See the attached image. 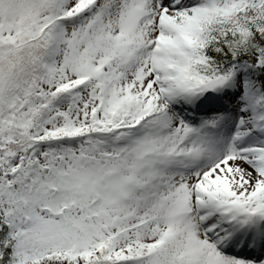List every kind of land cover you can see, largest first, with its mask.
I'll list each match as a JSON object with an SVG mask.
<instances>
[{
    "label": "snow or ice",
    "instance_id": "1",
    "mask_svg": "<svg viewBox=\"0 0 264 264\" xmlns=\"http://www.w3.org/2000/svg\"><path fill=\"white\" fill-rule=\"evenodd\" d=\"M0 264H264V0H0Z\"/></svg>",
    "mask_w": 264,
    "mask_h": 264
}]
</instances>
